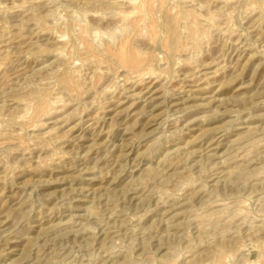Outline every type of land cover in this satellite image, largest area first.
Wrapping results in <instances>:
<instances>
[{"label":"rangeland","instance_id":"rangeland-1","mask_svg":"<svg viewBox=\"0 0 264 264\" xmlns=\"http://www.w3.org/2000/svg\"><path fill=\"white\" fill-rule=\"evenodd\" d=\"M0 264H264V0H0Z\"/></svg>","mask_w":264,"mask_h":264},{"label":"bare ground","instance_id":"bare-ground-1","mask_svg":"<svg viewBox=\"0 0 264 264\" xmlns=\"http://www.w3.org/2000/svg\"><path fill=\"white\" fill-rule=\"evenodd\" d=\"M125 43H126V42H125ZM122 48H123V47H122ZM120 50H121V49H120ZM112 51H113V50H112ZM124 53H125V52L122 50V51H121V54H122L123 58H124ZM127 58H128V57H127ZM121 60H122V59H121ZM124 61H125V60H124Z\"/></svg>","mask_w":264,"mask_h":264}]
</instances>
